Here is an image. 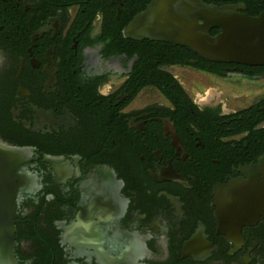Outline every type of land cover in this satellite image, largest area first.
Wrapping results in <instances>:
<instances>
[{"label": "flooded vegetation", "instance_id": "af4514ba", "mask_svg": "<svg viewBox=\"0 0 264 264\" xmlns=\"http://www.w3.org/2000/svg\"><path fill=\"white\" fill-rule=\"evenodd\" d=\"M167 1L0 0L14 264H264V215L216 214L230 182L264 188V62L205 60L170 26L124 34Z\"/></svg>", "mask_w": 264, "mask_h": 264}, {"label": "water", "instance_id": "95a60500", "mask_svg": "<svg viewBox=\"0 0 264 264\" xmlns=\"http://www.w3.org/2000/svg\"><path fill=\"white\" fill-rule=\"evenodd\" d=\"M163 25L166 27L165 33ZM169 26L174 27L179 35L176 42L205 60L251 64L264 62V10L257 17H250L239 13L234 7L206 4L201 0L155 2L134 18L124 34L130 36L133 28L139 27L136 31L139 37L166 35L171 31ZM210 28H217L218 32L209 35ZM8 152V149L0 146V264H14L13 189L7 173ZM252 184L264 186V181H253ZM227 188L228 194L224 197L220 195L216 204L220 221L226 219L231 226L239 227L244 223V217L249 219L264 215V209L259 204L264 199V188L257 190L256 194L243 192L237 181L230 182ZM227 207L229 210H226ZM244 207L254 209H240Z\"/></svg>", "mask_w": 264, "mask_h": 264}, {"label": "rangeland", "instance_id": "374dc122", "mask_svg": "<svg viewBox=\"0 0 264 264\" xmlns=\"http://www.w3.org/2000/svg\"><path fill=\"white\" fill-rule=\"evenodd\" d=\"M187 80L193 79L191 76L188 75V78H186Z\"/></svg>", "mask_w": 264, "mask_h": 264}]
</instances>
